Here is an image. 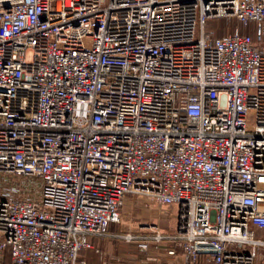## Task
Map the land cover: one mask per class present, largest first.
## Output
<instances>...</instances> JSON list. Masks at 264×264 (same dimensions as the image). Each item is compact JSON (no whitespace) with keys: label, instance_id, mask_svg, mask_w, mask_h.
<instances>
[{"label":"built area","instance_id":"built-area-1","mask_svg":"<svg viewBox=\"0 0 264 264\" xmlns=\"http://www.w3.org/2000/svg\"><path fill=\"white\" fill-rule=\"evenodd\" d=\"M131 193L264 264V0H0V264H87Z\"/></svg>","mask_w":264,"mask_h":264},{"label":"crops","instance_id":"crops-1","mask_svg":"<svg viewBox=\"0 0 264 264\" xmlns=\"http://www.w3.org/2000/svg\"><path fill=\"white\" fill-rule=\"evenodd\" d=\"M149 206L157 219V231L171 233L177 225L175 206ZM114 226V224H113ZM148 229V227H143ZM111 228L106 235L91 236L92 248L82 251L87 264H187L181 248L170 239L156 241L154 231L142 230L136 240L126 241ZM146 242L148 248L142 250L140 244Z\"/></svg>","mask_w":264,"mask_h":264},{"label":"rangeland","instance_id":"rangeland-1","mask_svg":"<svg viewBox=\"0 0 264 264\" xmlns=\"http://www.w3.org/2000/svg\"><path fill=\"white\" fill-rule=\"evenodd\" d=\"M237 25H239L236 18H220L210 21L209 27L216 28V33L222 35L231 32ZM243 32L250 31V27H245L240 24ZM27 59H31V52L27 54ZM149 206L155 205V200L152 196L147 194L131 193L125 198V202L121 208L122 219L120 223L113 224L109 227L116 230L115 234L124 235L131 233L133 236H140L142 230L155 231L158 227L157 219L150 212ZM148 227L145 229L143 227Z\"/></svg>","mask_w":264,"mask_h":264},{"label":"trees","instance_id":"trees-1","mask_svg":"<svg viewBox=\"0 0 264 264\" xmlns=\"http://www.w3.org/2000/svg\"><path fill=\"white\" fill-rule=\"evenodd\" d=\"M5 262H6V263L9 262V256H8V254L6 255Z\"/></svg>","mask_w":264,"mask_h":264}]
</instances>
